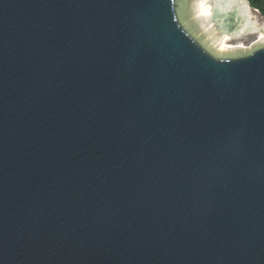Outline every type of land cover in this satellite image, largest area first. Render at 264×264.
Returning a JSON list of instances; mask_svg holds the SVG:
<instances>
[{
    "label": "water",
    "instance_id": "water-1",
    "mask_svg": "<svg viewBox=\"0 0 264 264\" xmlns=\"http://www.w3.org/2000/svg\"><path fill=\"white\" fill-rule=\"evenodd\" d=\"M246 1L0 0V264H264Z\"/></svg>",
    "mask_w": 264,
    "mask_h": 264
},
{
    "label": "trees",
    "instance_id": "trees-1",
    "mask_svg": "<svg viewBox=\"0 0 264 264\" xmlns=\"http://www.w3.org/2000/svg\"><path fill=\"white\" fill-rule=\"evenodd\" d=\"M249 5L257 9L259 13L264 17V0H247Z\"/></svg>",
    "mask_w": 264,
    "mask_h": 264
},
{
    "label": "rangeland",
    "instance_id": "rangeland-1",
    "mask_svg": "<svg viewBox=\"0 0 264 264\" xmlns=\"http://www.w3.org/2000/svg\"><path fill=\"white\" fill-rule=\"evenodd\" d=\"M251 7V6H250ZM254 9V8H253ZM256 12H258L259 13V11H256ZM260 14V13H259Z\"/></svg>",
    "mask_w": 264,
    "mask_h": 264
},
{
    "label": "bare ground",
    "instance_id": "bare-ground-1",
    "mask_svg": "<svg viewBox=\"0 0 264 264\" xmlns=\"http://www.w3.org/2000/svg\"><path fill=\"white\" fill-rule=\"evenodd\" d=\"M246 1V0H245ZM247 2V1H246ZM248 4V3H247Z\"/></svg>",
    "mask_w": 264,
    "mask_h": 264
}]
</instances>
